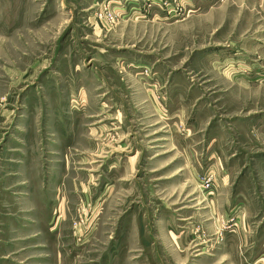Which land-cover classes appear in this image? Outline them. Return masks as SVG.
<instances>
[{
    "label": "rangeland",
    "instance_id": "rangeland-1",
    "mask_svg": "<svg viewBox=\"0 0 264 264\" xmlns=\"http://www.w3.org/2000/svg\"><path fill=\"white\" fill-rule=\"evenodd\" d=\"M217 5L0 0V188L45 224L0 264H264V79L212 56L264 4Z\"/></svg>",
    "mask_w": 264,
    "mask_h": 264
},
{
    "label": "crops",
    "instance_id": "crops-1",
    "mask_svg": "<svg viewBox=\"0 0 264 264\" xmlns=\"http://www.w3.org/2000/svg\"><path fill=\"white\" fill-rule=\"evenodd\" d=\"M237 1H244L248 5H254L255 3L264 4V0H204V2H207L208 4L218 3L217 7H221L224 3H236ZM245 8H247V5H245ZM249 11V16H255V13L252 12L251 8H249ZM251 17H248L247 19L250 20L252 19ZM238 18L239 15L236 14L235 25ZM232 46L233 45L227 44L215 47L216 49L212 50V56L216 59L217 54V60L222 61V64L225 60L228 62L230 68H232L231 75L233 81H239L240 83H244L246 85H253L256 84L257 81L264 79V57H262L264 56V32L257 34L254 38L251 36L250 39L243 42L244 48L243 46H239L235 49ZM245 49L248 52L245 51ZM238 67L245 68L238 71ZM21 163L23 164V162ZM23 168L24 165H22V169ZM30 168L33 170V166L29 163L28 169ZM25 174V178H23L16 187H12L11 189L0 188V193H2V195L11 196L9 201L5 199L7 196L4 198L2 197L0 201V244H3L5 246L4 248L10 244L16 243L18 240L14 238L18 234L24 235L25 232L22 233L23 228H27L28 233L31 231L32 234L27 236V238L31 239L34 244L39 243L40 236L44 237L42 235L39 236L38 234V232H42L44 230L45 224L44 219H41L44 211L38 205L35 186L33 185L35 182L33 181L35 172ZM24 179L27 180L26 184L24 183ZM21 184L26 185V187ZM19 200L23 201L27 205V210H24L23 216H19L14 207H9L10 204L12 205ZM39 202L41 203V201ZM14 228L18 229L19 233H17ZM2 259L7 260L8 257L5 256Z\"/></svg>",
    "mask_w": 264,
    "mask_h": 264
}]
</instances>
